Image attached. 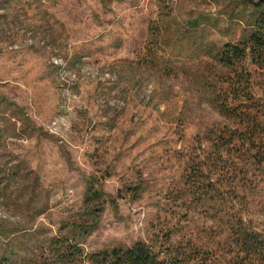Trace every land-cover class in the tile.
<instances>
[{
	"label": "rangeland",
	"instance_id": "374dc122",
	"mask_svg": "<svg viewBox=\"0 0 264 264\" xmlns=\"http://www.w3.org/2000/svg\"><path fill=\"white\" fill-rule=\"evenodd\" d=\"M248 11L239 0H0V164L18 166L29 191L18 192L19 179L0 184V216L36 215L55 235L95 176L121 198L86 253L178 223L185 172L211 156L198 138L233 125L218 95L264 91L263 70L217 57ZM251 157L226 155V201L264 233V161ZM208 221L202 209L193 216Z\"/></svg>",
	"mask_w": 264,
	"mask_h": 264
},
{
	"label": "trees",
	"instance_id": "16d2710c",
	"mask_svg": "<svg viewBox=\"0 0 264 264\" xmlns=\"http://www.w3.org/2000/svg\"><path fill=\"white\" fill-rule=\"evenodd\" d=\"M239 1L249 9L241 15L246 27L237 43L218 50V60L225 68L242 64L264 71V0ZM247 88L242 94L232 87L227 97L226 89L218 95L220 113L233 125L210 129L198 138V149L206 143L203 153L211 156L195 157L185 172L176 200L178 223L159 225L148 239L131 246L86 253L82 244L99 228L106 205L121 198L113 200L102 179L92 176L83 208L62 221L55 235L34 226L36 215L0 216V264H264V233L226 201V155L243 153L255 163L264 161V91L256 99ZM18 171L16 165L0 164V184L8 188L11 181L22 180L17 190L26 195L27 178ZM129 191L138 194V189ZM201 209L210 226L194 224L193 216Z\"/></svg>",
	"mask_w": 264,
	"mask_h": 264
},
{
	"label": "built area",
	"instance_id": "2783aa9c",
	"mask_svg": "<svg viewBox=\"0 0 264 264\" xmlns=\"http://www.w3.org/2000/svg\"><path fill=\"white\" fill-rule=\"evenodd\" d=\"M57 62V61H56Z\"/></svg>",
	"mask_w": 264,
	"mask_h": 264
}]
</instances>
